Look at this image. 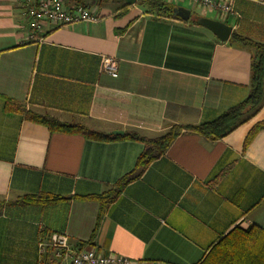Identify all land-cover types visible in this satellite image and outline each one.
<instances>
[{"label":"crops","instance_id":"crops-1","mask_svg":"<svg viewBox=\"0 0 264 264\" xmlns=\"http://www.w3.org/2000/svg\"><path fill=\"white\" fill-rule=\"evenodd\" d=\"M211 1L231 13L188 0L172 5L264 45V0ZM75 4L93 7L101 21L48 25L30 39L21 1L0 0V264H54L49 250L38 256V242L52 232L66 234L73 250L117 254L131 264H200L234 227L264 229V129L243 150L249 131L264 121V100L223 138L180 131L120 187L96 227L99 202L84 197L116 189L144 150L124 135L155 139L239 104L250 91L251 53L192 19L157 17L137 2ZM102 56L116 59V78L100 71ZM5 99L123 135L50 133L6 111ZM46 195L62 199L24 200Z\"/></svg>","mask_w":264,"mask_h":264},{"label":"trees","instance_id":"trees-1","mask_svg":"<svg viewBox=\"0 0 264 264\" xmlns=\"http://www.w3.org/2000/svg\"><path fill=\"white\" fill-rule=\"evenodd\" d=\"M71 1V0H70ZM81 3V0H72ZM138 6L146 13L163 18H175L172 14L174 5L165 0H137ZM180 20V19H179ZM229 43L237 44L251 53L250 91L248 96L239 104L229 108L226 112L210 122L194 126L172 127L166 134L155 139H144L136 133H126L124 138L140 141L144 145L143 152L137 158L134 169L116 182V189L106 194L90 195L86 199H96L99 202L97 224L106 207L111 203L120 187L131 179L133 174L143 169L155 157L162 154L180 131H191L206 138L217 140L234 130L242 121V117L255 111L264 100V45L255 43L247 38L231 34ZM5 110L23 114L29 121L45 126L50 133L82 134L92 139H109L112 136L90 131L75 122H63L49 113L38 114L24 111L20 105L5 99ZM264 129V121L256 123L249 131L243 142V150L254 135ZM116 138V137H113ZM57 196H24L28 203L43 204L61 200ZM200 264H264V229L257 226L247 228L234 227L223 238L211 246L208 254Z\"/></svg>","mask_w":264,"mask_h":264},{"label":"built area","instance_id":"built-area-1","mask_svg":"<svg viewBox=\"0 0 264 264\" xmlns=\"http://www.w3.org/2000/svg\"><path fill=\"white\" fill-rule=\"evenodd\" d=\"M21 1L23 15L27 21L30 39H36L37 33L50 25L60 28L78 23H97L102 16L90 6L66 3L64 0H17ZM172 4L185 0H165ZM195 6L207 10L217 9L226 16L232 9L228 5L215 4L211 0H188ZM100 71L117 77L118 63L115 58L102 56ZM49 250L55 259L54 264H131V262L117 254L102 255L95 249L73 250L68 236L64 233L52 232L47 241L38 242V256L41 257ZM41 263V260H40Z\"/></svg>","mask_w":264,"mask_h":264},{"label":"water","instance_id":"water-1","mask_svg":"<svg viewBox=\"0 0 264 264\" xmlns=\"http://www.w3.org/2000/svg\"><path fill=\"white\" fill-rule=\"evenodd\" d=\"M117 1H121L127 6H132L137 2V0H117ZM172 14L182 21H188L189 19L194 20L195 23L210 31L220 42L223 43L227 42L231 36V27L223 22L205 17L190 16V11L182 7H174L172 9ZM111 135L122 136L123 132L114 131L111 133Z\"/></svg>","mask_w":264,"mask_h":264},{"label":"rangeland","instance_id":"rangeland-1","mask_svg":"<svg viewBox=\"0 0 264 264\" xmlns=\"http://www.w3.org/2000/svg\"><path fill=\"white\" fill-rule=\"evenodd\" d=\"M245 119V118H244Z\"/></svg>","mask_w":264,"mask_h":264}]
</instances>
